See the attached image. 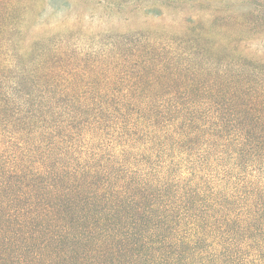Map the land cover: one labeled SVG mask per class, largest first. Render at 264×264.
Returning a JSON list of instances; mask_svg holds the SVG:
<instances>
[{"label": "trees", "instance_id": "obj_1", "mask_svg": "<svg viewBox=\"0 0 264 264\" xmlns=\"http://www.w3.org/2000/svg\"><path fill=\"white\" fill-rule=\"evenodd\" d=\"M102 1L184 16L34 39L66 0H0V264H264V0Z\"/></svg>", "mask_w": 264, "mask_h": 264}, {"label": "rangeland", "instance_id": "obj_2", "mask_svg": "<svg viewBox=\"0 0 264 264\" xmlns=\"http://www.w3.org/2000/svg\"><path fill=\"white\" fill-rule=\"evenodd\" d=\"M110 2L112 1L66 0L62 4H66L68 7L64 6L57 9L46 7L41 18L32 26L30 36L34 34V39H36L70 32H80L87 35L122 34L148 28L175 31L179 27L173 22V19L181 21L184 16L173 13L163 19L144 18L139 11H133L135 9L131 8L132 12L128 13L111 5ZM246 53L250 54L249 56L261 57L264 60V32L257 34L246 43Z\"/></svg>", "mask_w": 264, "mask_h": 264}]
</instances>
